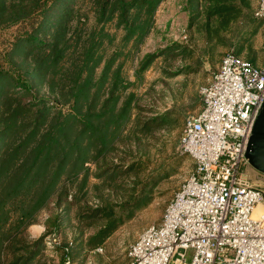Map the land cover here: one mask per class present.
Here are the masks:
<instances>
[{"label": "rangeland", "instance_id": "374dc122", "mask_svg": "<svg viewBox=\"0 0 264 264\" xmlns=\"http://www.w3.org/2000/svg\"><path fill=\"white\" fill-rule=\"evenodd\" d=\"M157 1L149 13L138 2L122 12L113 0H0V264H130L129 245L193 168L178 144L200 85L226 50L263 62L257 0ZM146 21L138 36L131 26ZM64 113L75 118L65 136L89 125L91 136L36 207L55 161L34 171V155L54 146L34 147ZM243 173L264 191V172L248 162ZM18 204L35 209L20 219Z\"/></svg>", "mask_w": 264, "mask_h": 264}, {"label": "built area", "instance_id": "2783aa9c", "mask_svg": "<svg viewBox=\"0 0 264 264\" xmlns=\"http://www.w3.org/2000/svg\"><path fill=\"white\" fill-rule=\"evenodd\" d=\"M255 15L264 17V0ZM199 94L202 107L185 116L178 144L193 168L161 220L129 245L130 264H264V211L254 212L264 191L243 173L264 101V60L226 50Z\"/></svg>", "mask_w": 264, "mask_h": 264}, {"label": "trees", "instance_id": "16d2710c", "mask_svg": "<svg viewBox=\"0 0 264 264\" xmlns=\"http://www.w3.org/2000/svg\"><path fill=\"white\" fill-rule=\"evenodd\" d=\"M110 0H104L103 4V9L106 7V5L109 3ZM137 2L141 5L144 3L148 9L149 13H152L156 7L157 0L152 1V0H113V5L109 9H121L122 12L125 11H130L133 7H136L138 4ZM118 3V4H117ZM116 4V5H115ZM67 7V6H65ZM132 30L136 29V27H139V32L138 36H141V34H144L147 31L148 28V22H144L143 24H134V26H131ZM130 29V30H131ZM131 30V32H132ZM133 34V33H131ZM76 101V96L72 98V102ZM62 122L58 124L57 127L54 125L49 126L42 134H40V140L37 141V145L34 148H38L39 150L51 148V146H54L53 150L45 151L44 153H39L37 152L36 155H34V158L32 159V166L34 167L35 165L36 168L34 171H38L39 169V164L42 163L44 165L45 171H50L51 163L55 161V167H53V170L50 172L48 175V178L44 184L43 190L34 197L35 200L34 203L36 204V207H40L47 199V197L50 195L51 190L53 189V185L56 183L58 180V177L61 175V173L64 171L66 173H70L74 169V164L76 161L81 160L82 157V152L80 153L78 145L80 144V141L82 139H85V137L91 136V133L89 132L90 125L89 127L84 128L83 130H75V133L72 136H65L67 133H63L62 130H60L61 125H63L65 122H67L70 126L73 125L75 118L70 114V113H64L62 116H60ZM65 128V125H64ZM62 137V138H61ZM65 139V140H64ZM48 141L53 142L54 144L48 145ZM36 150V149H35ZM62 150L65 152V156L62 153ZM55 154V158H53ZM70 155V161L67 159V157ZM78 159V160H77ZM70 162V164L68 163ZM42 170V173H47ZM28 170H25L24 175H26ZM26 176L21 178V181L25 179ZM14 195L13 191H10L7 196V200ZM15 196V195H14ZM23 201V200H22ZM20 201L21 203H23ZM6 198H1L0 199V221H6L8 218V211L9 209L5 206L6 203ZM8 205V204H7ZM34 205V204H33ZM32 207V204L31 206ZM16 210L19 212V218L23 219L24 217L30 216L34 208H28V206H24L22 204L17 205ZM32 217H30L31 219ZM30 221V220H28ZM27 221V222H28ZM4 234V230L1 231L0 234Z\"/></svg>", "mask_w": 264, "mask_h": 264}, {"label": "water", "instance_id": "95a60500", "mask_svg": "<svg viewBox=\"0 0 264 264\" xmlns=\"http://www.w3.org/2000/svg\"><path fill=\"white\" fill-rule=\"evenodd\" d=\"M245 154L255 169L264 172V101L252 127Z\"/></svg>", "mask_w": 264, "mask_h": 264}, {"label": "bare ground", "instance_id": "6f19581e", "mask_svg": "<svg viewBox=\"0 0 264 264\" xmlns=\"http://www.w3.org/2000/svg\"><path fill=\"white\" fill-rule=\"evenodd\" d=\"M260 204V203H259ZM258 206V204L255 206V208Z\"/></svg>", "mask_w": 264, "mask_h": 264}]
</instances>
